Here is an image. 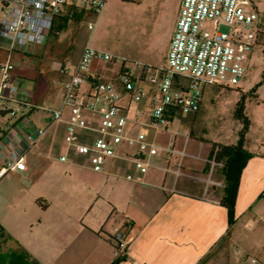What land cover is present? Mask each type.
Instances as JSON below:
<instances>
[{
    "label": "crops",
    "instance_id": "obj_1",
    "mask_svg": "<svg viewBox=\"0 0 264 264\" xmlns=\"http://www.w3.org/2000/svg\"><path fill=\"white\" fill-rule=\"evenodd\" d=\"M253 7L264 23V0ZM87 15L94 14L84 11L83 19ZM68 16L56 19L43 43L13 53L11 80L18 92L14 101L0 108L2 137L14 134L23 116L46 126L47 110L60 106L68 71L58 70L56 76L44 80L28 58L38 54L69 61V45L62 36L66 37L76 20L66 21ZM51 37L56 42L48 47ZM9 46L0 37V61L6 58ZM84 47L82 43L73 66ZM262 54L264 33L250 61ZM98 63V59L92 61L90 72L100 77ZM11 109L18 111L16 117L10 115ZM64 131V123L54 125L28 153L25 170L0 178L1 264H113L117 251L111 238L118 231L128 244L127 255L118 264H206L224 254L225 264H240L245 254L254 263L264 264V143L249 151L252 156L243 169L235 203L236 222L229 227L227 209L220 203L225 184L222 181L219 189L206 187L211 168L208 160L214 151L206 141L190 139L186 143L177 138L176 147L187 153L183 175L152 168L140 182H132L115 176L111 164L106 167L109 173H97L80 159L61 162ZM151 159L159 166L167 164L162 156ZM2 165L0 154V168ZM56 165L65 166L66 171ZM215 172L214 168L213 179Z\"/></svg>",
    "mask_w": 264,
    "mask_h": 264
},
{
    "label": "built area",
    "instance_id": "obj_2",
    "mask_svg": "<svg viewBox=\"0 0 264 264\" xmlns=\"http://www.w3.org/2000/svg\"><path fill=\"white\" fill-rule=\"evenodd\" d=\"M0 3V37L10 44L6 58L0 61L1 108L14 101L18 92L11 80L13 53L26 45L43 43L56 19L71 10L90 11L99 17L106 0ZM95 27L96 23L90 22L88 29L94 31ZM262 33L264 23L252 0H182L164 66L131 62L86 44L64 83L60 106L47 110L46 126L23 116L14 134L2 137L0 132V178L25 170L28 153L60 123L65 124L61 162L80 159L97 173H109L106 167L111 164L115 176L132 182H140L152 168L183 175L187 153L175 143L178 137L186 143L191 139V129L181 131L183 120L200 111L206 87L240 83ZM94 59L109 63L121 59L118 80L103 81L91 73ZM133 66L139 69L138 75ZM85 82L90 84L88 89L82 88ZM10 115L16 117L18 111L11 109ZM215 154L208 160L211 168L206 187L221 186L212 178ZM156 156H162L167 164L159 166L151 159ZM111 240L117 257H125V235L118 231Z\"/></svg>",
    "mask_w": 264,
    "mask_h": 264
},
{
    "label": "rangeland",
    "instance_id": "obj_3",
    "mask_svg": "<svg viewBox=\"0 0 264 264\" xmlns=\"http://www.w3.org/2000/svg\"><path fill=\"white\" fill-rule=\"evenodd\" d=\"M181 2L182 0H106L105 8L99 17L87 15L80 22L72 21L69 31L65 33L66 37L62 36L69 45L66 53L69 56L66 59L69 61L37 54L35 57H29V62L35 73L43 74L44 80L48 79L49 75L56 76L58 70L62 73L66 69L71 75L82 43L84 46L89 43L97 50L109 52L131 62L164 66ZM252 2L257 4L260 0ZM1 7L0 3V19ZM90 22L96 23L94 31L88 29ZM75 30L80 31L77 33ZM55 42V38L51 37L47 46ZM248 63L250 65L238 85L220 84L205 88L200 111L183 120L182 132L190 131L191 127L193 138L204 140L211 147L237 144L244 129V123L237 117V109L244 105L245 116L250 122L246 133V148L252 152L260 148L264 143V54L260 59H252ZM121 66V59L116 63L100 61V79L104 81L108 77H118ZM19 67L22 69V63H19ZM132 68L138 75L139 69L135 66ZM89 87L87 82L82 86L84 89ZM55 167L66 171L65 166ZM214 180L222 185L217 171ZM215 187L220 188L218 185ZM226 258L224 254L206 264H225ZM240 264L259 263H254L251 256L245 254Z\"/></svg>",
    "mask_w": 264,
    "mask_h": 264
},
{
    "label": "trees",
    "instance_id": "obj_4",
    "mask_svg": "<svg viewBox=\"0 0 264 264\" xmlns=\"http://www.w3.org/2000/svg\"><path fill=\"white\" fill-rule=\"evenodd\" d=\"M84 17V11L69 12L66 21L73 19L80 21ZM245 107L241 105L237 109V117L244 123V129L241 133V138L237 144L234 145H214L215 154V169L222 179L225 187L222 188V196L220 203L227 209L229 227H232L236 222L235 203L239 188V182L243 169L246 167L248 160L252 156L246 148V133L249 130L250 122L245 116ZM191 129V127H190ZM191 139L193 133L191 132ZM213 151V152H214ZM125 257H116L113 264H118L123 261Z\"/></svg>",
    "mask_w": 264,
    "mask_h": 264
},
{
    "label": "water",
    "instance_id": "obj_5",
    "mask_svg": "<svg viewBox=\"0 0 264 264\" xmlns=\"http://www.w3.org/2000/svg\"><path fill=\"white\" fill-rule=\"evenodd\" d=\"M11 112V110H9Z\"/></svg>",
    "mask_w": 264,
    "mask_h": 264
}]
</instances>
